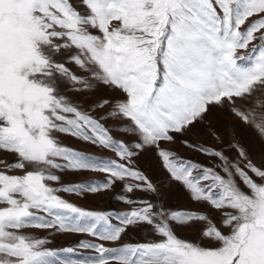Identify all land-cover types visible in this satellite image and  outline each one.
I'll use <instances>...</instances> for the list:
<instances>
[{"label": "snow or ice", "instance_id": "6c2138e0", "mask_svg": "<svg viewBox=\"0 0 264 264\" xmlns=\"http://www.w3.org/2000/svg\"><path fill=\"white\" fill-rule=\"evenodd\" d=\"M0 166V264H264V0H0Z\"/></svg>", "mask_w": 264, "mask_h": 264}, {"label": "rangeland", "instance_id": "374dc122", "mask_svg": "<svg viewBox=\"0 0 264 264\" xmlns=\"http://www.w3.org/2000/svg\"><path fill=\"white\" fill-rule=\"evenodd\" d=\"M67 66L73 72L80 74L78 70L71 63H69ZM69 87L70 86L67 83L64 84L65 89H68ZM69 94L71 95V93ZM73 98L75 99L76 97L73 96ZM97 115H100V113H97ZM64 142L74 148L84 147L83 145L77 143L75 140L69 137H65ZM208 143H211V141L209 140ZM86 151L90 154H94V155L101 156V157L110 155V153L99 152L94 148H87ZM180 153L181 155H191V153L187 149H184V148L180 149ZM8 159L11 160L12 157L9 156ZM161 175H163V173ZM64 178L68 181L84 182V181L93 180V179H103V176L97 173H93V172H86L80 175L69 174V175H66ZM173 187H174V191H171L168 193V202L170 204H173L174 206H178V207L185 208V209H193V208L198 207V205L190 203L187 200L186 195L181 190H179L178 186L174 185ZM117 192H119V186H117ZM108 196H109L108 199H101L97 196H92V195H89L86 199L76 198L74 196H68L67 199H69L70 201H73L77 205L85 208L86 210H94V211H107V210L124 211V210H127V207H128L127 205L114 201V199L112 198V193H109ZM37 234L40 236H44L47 233L39 232ZM178 234L185 238H192L190 233L188 232L180 231L178 232ZM147 235L148 233H140V232L129 233V236L131 237L133 241L140 240L146 237ZM81 239H90V238L86 236H73V235H63V234L55 235L52 237L53 243L50 244L49 247L58 248V247L73 246L77 241ZM124 242H128L127 238ZM106 246H110V245H106ZM86 254L90 255L92 253L89 251Z\"/></svg>", "mask_w": 264, "mask_h": 264}]
</instances>
